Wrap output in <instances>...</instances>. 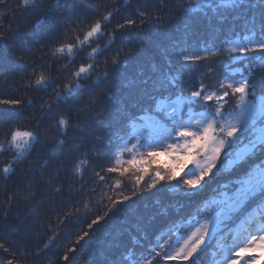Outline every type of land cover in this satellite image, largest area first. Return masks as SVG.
<instances>
[{
    "label": "snow or ice",
    "instance_id": "6c2138e0",
    "mask_svg": "<svg viewBox=\"0 0 264 264\" xmlns=\"http://www.w3.org/2000/svg\"><path fill=\"white\" fill-rule=\"evenodd\" d=\"M9 3L0 0V13L9 11ZM56 6V16L48 19V35L61 36L69 43L56 46L51 56L63 58L66 53L74 61L76 55L90 49L94 56H106V68L110 54L112 69L88 84L96 65L78 66L72 73L75 80L57 91L54 100L44 103L38 97L33 113L37 107L40 112L30 130H17L23 121L11 111L23 102L0 98V108L9 110L0 113V125L9 141L3 152L16 150V159L3 169L5 177L10 178L16 164L33 156L40 125L54 124L60 139L47 149L46 163L52 170L83 177L91 167L90 195L118 177L109 186L114 194L102 197L108 203L98 204L94 214L86 212L80 221L82 234L76 233V243L89 254L103 245L104 264H162V257L204 264L207 248L216 240L222 253L216 264H260L264 259V0L173 2L166 15L160 13L164 8V0H160L155 18L143 26L136 17L146 20L152 14L146 3L134 9L128 0L123 8L101 6L93 0H56ZM39 7L33 0H18L11 12L24 8L31 13ZM6 19L11 17L0 15V48L7 47L23 60L25 54L15 51L14 34L4 30ZM85 24L87 30L81 33ZM140 27L163 31L167 39L154 43L148 51L135 35ZM201 42H211L217 52L226 50L229 55L222 62L202 61ZM194 64L208 70L207 75L213 77L210 85L201 87L204 74L195 76ZM104 81L110 87L103 89L106 95L99 99L106 105L107 117L95 108V93ZM215 84L223 91L212 86ZM52 87L42 72L31 82L37 93ZM81 98L89 100L91 116H86L89 107H78ZM73 120L76 127L69 131ZM133 138L137 144L129 148ZM144 142L150 150L139 159L121 160L123 153L143 147ZM158 157H167L172 164H166L163 171L152 169ZM125 177L132 178L134 187L122 182ZM142 184H147L146 190ZM164 188L168 189L166 203L157 199L150 213L149 205L141 207V201ZM191 207L197 208L203 223L183 244L176 245L177 251L170 255L159 252L164 245L157 233ZM253 224L258 225L257 230L237 243L234 227ZM257 250L261 254L254 256ZM19 255L7 240L0 242V264H22Z\"/></svg>",
    "mask_w": 264,
    "mask_h": 264
},
{
    "label": "trees",
    "instance_id": "16d2710c",
    "mask_svg": "<svg viewBox=\"0 0 264 264\" xmlns=\"http://www.w3.org/2000/svg\"><path fill=\"white\" fill-rule=\"evenodd\" d=\"M17 2L18 0H10L9 11L0 13V15L6 18L11 17L10 20H5L4 30L14 34L15 51L17 53L23 52L25 58L19 60L7 47L0 48V98H14L23 102L20 108L11 111L18 116L20 121H23V124L17 125V130L25 131L37 124L35 117L39 115L40 108L37 107L36 112L33 113V107L36 106L38 97H43L44 103L54 100L57 91L62 92L65 85L71 84L75 80L72 73L76 71L78 66L81 64L96 65L92 79L86 81V83L91 84L95 81L96 76L102 77L105 71H111L112 65L110 54H108L106 68V56L104 54L94 56L90 49L76 55L74 61L66 53L63 54V58L52 57L51 53L56 46L69 43V40L61 36L48 35V19L56 16L59 7L56 6V0H33V3L40 5L38 9H34L30 13L28 10L20 8L17 13L13 14L11 9L17 7ZM93 2L99 3L101 6L107 4L109 7L119 6L121 8L125 4V0H93ZM173 2L191 4L194 3V0H164V8L160 9L161 15H166ZM128 3L134 9L137 4L143 6L146 3L147 7L152 10V14L147 15L146 20H140L139 17H136L137 24L143 26L147 21L155 18L160 0H128ZM41 21L44 22L41 23ZM86 30L87 25L85 24L80 32L83 33ZM129 31H133V29ZM135 35L143 41L144 48L148 51H151L154 43L167 39L163 31L155 32L148 27L136 28ZM105 42L106 39L96 46L100 47ZM226 47L227 45H223V48L226 49ZM204 48H211L212 51L205 53L202 51ZM215 48L216 45L211 42L207 44L201 42V60L217 59L222 62L229 55L226 50L217 52ZM33 64H35V68H33ZM192 70H194L195 76L204 74L205 84L201 87L211 84L213 77L207 75V69L202 68L200 64H194ZM41 72L52 82L53 87L49 88L47 92H33L31 82L34 81L35 75ZM58 78L59 83L57 84ZM235 78L239 79V76ZM212 86L223 91L219 84ZM107 87H110V84L108 81H104L95 93V108L99 109L98 114L104 117H107L108 112L104 111L106 105L101 103L99 97L106 95L103 89ZM211 103L215 105L217 101L213 100ZM89 104L88 99L81 98L78 106L79 108L89 107L86 116L92 115V108ZM5 111L9 110L0 108V113ZM83 118L85 117H81V119ZM75 127L76 122L73 120L69 131ZM97 127H99L98 123ZM39 130L41 135L35 144L36 151L33 156L23 163L16 164L9 174L10 178H6L3 169L10 166L12 161L16 159L13 155L16 150L11 149L6 153L3 152L4 148L9 147V141L6 139L4 127L0 125V242L7 240L11 243L13 250L20 253L18 259L22 264H85L86 260L89 264H104V246L97 245L89 254L86 248H82L76 243L78 239L76 233L80 232V221L86 212L94 214L98 204L108 203L107 200H102V197L105 193L108 196L114 194L109 186L118 177H113L112 180L104 184L102 189L96 187L94 189L96 194L90 195L92 186L88 184V181L91 175V167L85 171L83 177L75 175L71 171L68 172L67 176L63 171L57 174L56 171L52 170L53 166L46 163V160L50 156L47 151L48 147L54 140L58 141L60 137L55 135L54 124H42ZM136 144L137 141L133 138L127 146L133 148ZM147 151V142H144L143 147L137 146L133 152H125L120 158L123 161L132 159L133 156L139 159ZM67 160L68 158L65 157V162ZM161 161V158L160 161L156 159L152 169L160 167L163 171L166 164L170 165L168 162L161 163ZM68 166L72 168L73 165L69 164ZM180 175L183 176V173ZM122 182L127 183L129 188L134 187L131 177L123 178ZM172 185L175 186V182H172ZM180 187H183L182 180H180ZM141 188L146 190L147 184H142ZM167 193L168 189L164 188L155 196L146 201H141L140 205L142 208L144 204L149 205L147 211L150 213L155 210L154 202L157 199L167 202ZM81 199L84 200L83 204L78 203ZM62 213L63 215H61ZM203 215L206 216L207 213ZM6 218L7 222H5ZM198 218H202V216L198 214L197 208L191 207L174 224L169 223L162 228L157 233V237L159 238V235L163 233L169 235L170 239L176 240L178 236L187 231V226H190ZM241 228L239 226L234 227V229ZM87 230V224H84V231ZM45 245L50 246L45 248ZM163 245L164 247L158 251L172 254L171 244ZM72 249H77V251ZM221 258L222 253L217 247V241H211L204 255V264H215ZM161 259L162 264H187L181 260H167L163 257Z\"/></svg>",
    "mask_w": 264,
    "mask_h": 264
},
{
    "label": "rangeland",
    "instance_id": "374dc122",
    "mask_svg": "<svg viewBox=\"0 0 264 264\" xmlns=\"http://www.w3.org/2000/svg\"><path fill=\"white\" fill-rule=\"evenodd\" d=\"M148 150H150V149L148 148ZM160 158L162 159L161 163L168 162L170 165L172 164V161L169 158H167V157H158L157 159L160 161ZM185 171H187V169H185ZM198 221H199V223H197ZM202 223H203V217L202 218H198L197 220L192 222V224H190V226L188 225L187 226V231L182 233L180 236H178V238L176 240L175 239H170L169 235H167V234L165 235V234L161 233L159 235V241L162 244H166V245L167 244H169V245L171 244V246H172L171 252L173 253V252L177 251L176 245L177 244H183L184 241L188 238V236H190L191 233L193 231H195V229L197 227H200V225ZM257 228H258V225L257 224H253L251 227L245 225L241 229H234L233 230V238H234V240L237 243H239L240 241L244 240L247 237L249 231H256ZM231 244H232V240H229L227 246L230 247ZM260 254H261L260 250H257L256 253H253L254 256H259ZM260 264H264V259H262L260 261Z\"/></svg>",
    "mask_w": 264,
    "mask_h": 264
}]
</instances>
